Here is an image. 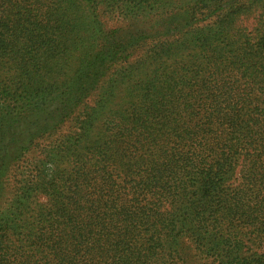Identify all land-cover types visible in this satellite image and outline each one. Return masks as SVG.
I'll return each instance as SVG.
<instances>
[{
	"label": "trees",
	"instance_id": "1",
	"mask_svg": "<svg viewBox=\"0 0 264 264\" xmlns=\"http://www.w3.org/2000/svg\"><path fill=\"white\" fill-rule=\"evenodd\" d=\"M0 264H264V0H0Z\"/></svg>",
	"mask_w": 264,
	"mask_h": 264
},
{
	"label": "rangeland",
	"instance_id": "2",
	"mask_svg": "<svg viewBox=\"0 0 264 264\" xmlns=\"http://www.w3.org/2000/svg\"><path fill=\"white\" fill-rule=\"evenodd\" d=\"M15 164H16V163H15ZM15 164H14V165H15ZM18 164L21 165V166L23 167V172H24V173H27V172H28V169H29V168H27L25 162L22 163V161H21V162H18ZM18 164L15 165V169H14L17 173H18L20 170H22V168H17V167H18V166H17ZM18 170H19V171H18ZM243 232H245V230H243Z\"/></svg>",
	"mask_w": 264,
	"mask_h": 264
}]
</instances>
